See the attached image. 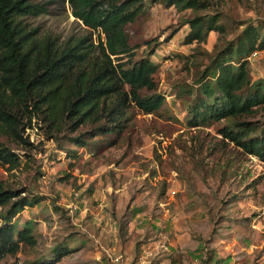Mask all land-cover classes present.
Wrapping results in <instances>:
<instances>
[{"label": "trees", "instance_id": "trees-1", "mask_svg": "<svg viewBox=\"0 0 264 264\" xmlns=\"http://www.w3.org/2000/svg\"><path fill=\"white\" fill-rule=\"evenodd\" d=\"M68 1L72 15L88 32L62 39L27 21L49 13L48 2L0 0V171L7 174L3 177L0 172V264H20L19 254L27 250L36 251L27 264H102L87 259L85 243L73 241L75 231L64 222L69 216L56 202L53 211L69 231L54 235L49 251L39 248L42 235L35 220L18 222L23 211L47 198L31 187L44 175L35 151L46 149L42 141L39 146L31 139L30 131L39 130L54 145L53 157L64 153L72 166L80 149L98 156L115 147L134 126L137 112L162 118L166 109L168 94L159 91L156 79L160 64L150 56L137 58L127 31L147 11L146 1ZM152 1L190 12L181 24L190 27L184 43L192 45L191 52L177 57L193 80L174 85V94L185 106V126L200 131L215 127L225 155L231 146L238 154L264 162V76L252 77L251 58L264 51V17L238 20L221 10V0ZM250 4L261 15L263 0ZM211 32L217 39L208 49ZM17 175L23 177L13 180ZM151 176L156 177L157 171L152 170ZM238 199L234 195L230 201ZM223 205L221 200L217 207H208L207 222L213 227L218 223L212 234L245 221L219 215V209L223 213L231 206ZM134 214V210L113 213L121 243L130 238ZM54 220L50 214L45 217L51 228H56ZM192 239L197 262L181 251L167 255L171 263H219L210 237L194 232ZM142 245V241L135 245V261ZM261 257L253 264H264Z\"/></svg>", "mask_w": 264, "mask_h": 264}, {"label": "rangeland", "instance_id": "rangeland-1", "mask_svg": "<svg viewBox=\"0 0 264 264\" xmlns=\"http://www.w3.org/2000/svg\"><path fill=\"white\" fill-rule=\"evenodd\" d=\"M36 1L48 2L49 13L27 21L43 33L66 39L88 32L72 15L68 0ZM145 1L147 11L128 25L127 31L137 58L150 56L160 64L156 75L159 91L168 94L164 116L137 112L134 126L115 147L98 156L80 149L81 155L72 166L64 153L57 159L53 157L54 145L39 130L30 131L31 139L39 146L42 141L46 149L45 153L35 151L44 175L31 187L47 198L23 211L18 222L36 221L42 235L39 248L43 251L51 249L54 235L72 228L73 241L88 247L87 259L99 262L102 252V264H172L166 256L181 251L190 261L197 262L194 232L210 237L217 264H253L259 255V261H264V162L238 154L231 146L225 155L215 127L200 131L185 126V106L174 94V85L193 80V74L177 57L191 52L192 45L184 43L190 27L181 24L190 12ZM221 1V10L238 20L257 21L264 17V0L261 15L250 8L254 0ZM216 39L217 34L211 32L206 47L212 49ZM263 76L264 57L254 58L252 77ZM170 115L182 121L173 120ZM152 170L157 171L156 177L151 176ZM0 172L7 177L3 170ZM68 174L71 176L64 178ZM21 176H13V180H20ZM200 191L209 196H199ZM234 195L239 199L230 201ZM221 200L225 202L223 206H231L223 213L219 209V215L245 221L212 234L218 223L213 227L207 222L208 207H217ZM53 201L69 216L72 224L64 220L69 228L60 224ZM126 210H134L135 214L129 225L130 238L121 243L113 213L120 215ZM49 214L55 217L56 228L45 221ZM138 241L143 242L142 252L135 261ZM35 256L36 251L20 253V264H27ZM116 257H122L123 262H115Z\"/></svg>", "mask_w": 264, "mask_h": 264}, {"label": "built area", "instance_id": "built-area-1", "mask_svg": "<svg viewBox=\"0 0 264 264\" xmlns=\"http://www.w3.org/2000/svg\"><path fill=\"white\" fill-rule=\"evenodd\" d=\"M264 55V51H256L252 54V59L254 58H258ZM114 261L117 263H122L123 262V258L122 257H116L114 258Z\"/></svg>", "mask_w": 264, "mask_h": 264}, {"label": "crops", "instance_id": "crops-1", "mask_svg": "<svg viewBox=\"0 0 264 264\" xmlns=\"http://www.w3.org/2000/svg\"><path fill=\"white\" fill-rule=\"evenodd\" d=\"M102 255V252H100L99 253V260H100V256ZM140 258V257H139ZM166 258H167V256H166ZM169 259V258H168ZM101 261V260H100ZM170 262H171V260H170ZM173 264V263H172Z\"/></svg>", "mask_w": 264, "mask_h": 264}]
</instances>
